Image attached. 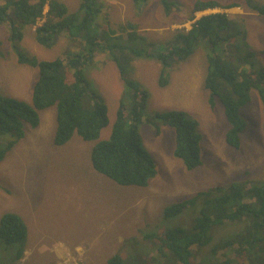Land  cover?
<instances>
[{
  "label": "rangeland",
  "instance_id": "rangeland-1",
  "mask_svg": "<svg viewBox=\"0 0 264 264\" xmlns=\"http://www.w3.org/2000/svg\"><path fill=\"white\" fill-rule=\"evenodd\" d=\"M63 1L72 10L79 3V0ZM102 1L104 10L96 18L100 19L99 29L104 34L135 22L147 40L157 42L160 49L174 30L189 29L202 15L231 13L234 27L248 33L257 68H264V18L247 6L264 5V0H217L239 6L195 12L193 20L186 19L197 0H167V5L161 0H146L137 7L132 0ZM33 30L34 27L29 32L25 30L19 45L37 59L61 58L78 52L84 44L62 33L45 46L35 40ZM111 41L117 42L115 38ZM121 42L126 44L123 39ZM83 73L107 107L109 124L100 135L106 137L118 105L131 104V90L108 54L96 53L94 61L83 67ZM37 74L36 66L18 62L7 23H0V94L31 104ZM204 75L205 52L201 47L173 67L164 68L160 61L144 55L129 65L127 77L147 94L145 116L171 109L183 111L188 118L198 121L197 130L202 138L201 163L188 170L173 155V129L158 119L159 132L155 134V126L142 120L139 125L142 144L156 169L146 186L120 185L97 172L90 160L93 141L74 135L66 143L55 145L54 105L39 111L38 126L24 124V137L0 161V215L5 211L17 213L28 227L23 262L107 264L110 256L118 254L127 264H162L161 242L154 236L177 227L189 229L199 215V207L195 206L165 217L166 206L196 191L231 182L243 184L242 201L249 200L248 186L264 184V114L259 98L251 92L252 100L240 111L247 128L241 134L239 147H231L225 143L228 123L223 107L217 98L210 104L209 93L202 86ZM162 76L168 80L165 86H160ZM9 139L10 135L1 136L0 147ZM246 223L249 224L248 219L243 218L217 226L210 243L192 247L193 264H241L226 255L227 249L214 250L223 239L240 233ZM1 255L5 256V250Z\"/></svg>",
  "mask_w": 264,
  "mask_h": 264
},
{
  "label": "trees",
  "instance_id": "trees-1",
  "mask_svg": "<svg viewBox=\"0 0 264 264\" xmlns=\"http://www.w3.org/2000/svg\"><path fill=\"white\" fill-rule=\"evenodd\" d=\"M144 1L132 0V3L137 7ZM161 1L167 5V0ZM103 4L102 0H79L72 10L63 0H3L0 3V23H7L9 39L14 42L18 62L38 68L31 89V104L0 94V137L11 136L0 147V161L24 137V124L38 126L39 111L54 105L56 130L53 143L62 145L74 135L93 141L90 152L93 168L117 184L146 186L156 173L139 133L142 120L155 126V134L159 132L158 119L170 126L174 131L173 155L181 160L186 169L196 168L201 163L198 121L175 109L155 112L152 117L145 116L147 94L127 75L128 67L136 57H152L160 61L164 68L173 67L200 47L205 52L203 89L209 93L210 104L217 98L223 107L228 123L225 143L238 148L241 134L247 128L240 111L252 100L251 92L258 96L264 114V68H257L247 40L248 33L234 27L230 21L231 13L202 15L192 22L189 29L174 30L160 49L157 42L147 40L135 22L104 34L99 29L100 19L96 18L104 10ZM234 6L238 7L239 4L197 0L186 20H193L195 12ZM247 6L264 18L263 4ZM107 18L104 11V19ZM32 27L35 40L42 45H51L63 33L72 40L78 38L84 43L83 47L61 58L37 59L19 45L25 30L29 32ZM113 38L117 42H112ZM122 39L126 44H122ZM96 53L111 56L121 78L131 90V104L128 107L123 103L118 105L106 137L100 135L109 124L107 107L90 88L83 73V67L94 61ZM167 81L162 76L160 86H165ZM246 193L249 200L242 201L244 185L231 182L226 186L216 185L208 190L196 191L166 206L163 209L165 217L195 206L199 207V215L195 216L189 229L177 227L154 236L153 239L161 242L159 254L164 259L162 264H193V246L210 243L217 226L243 218L248 219L249 224L246 223L240 233L220 241L214 251L227 249L226 255H231L230 259L234 258L241 264H264V184H250ZM27 235L28 227L20 215L11 211L0 215V264H27L23 262ZM3 250L4 257L1 255ZM106 262L127 264L118 254L110 256Z\"/></svg>",
  "mask_w": 264,
  "mask_h": 264
}]
</instances>
